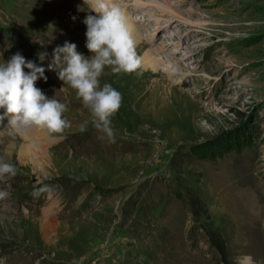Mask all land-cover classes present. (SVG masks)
<instances>
[{"label": "rangeland", "instance_id": "374dc122", "mask_svg": "<svg viewBox=\"0 0 264 264\" xmlns=\"http://www.w3.org/2000/svg\"><path fill=\"white\" fill-rule=\"evenodd\" d=\"M120 3L145 62L102 77L123 94L109 139L47 67L65 41L92 55L85 0H0V62L45 67L36 86L71 122L0 121V156L20 170L0 180V264H264V0Z\"/></svg>", "mask_w": 264, "mask_h": 264}, {"label": "clouds", "instance_id": "9594fccd", "mask_svg": "<svg viewBox=\"0 0 264 264\" xmlns=\"http://www.w3.org/2000/svg\"><path fill=\"white\" fill-rule=\"evenodd\" d=\"M90 13L83 21L87 26L86 56L77 45L65 41L52 53L48 70L58 69V78L75 90L76 97L87 108L92 124L103 135L114 138V118L122 107L123 94L111 83H102L106 69L112 74L138 73L141 58L137 44L120 0H85ZM47 52L38 53L41 64ZM28 69V71H25ZM45 67L16 52L0 62V121L7 120L14 128L46 129L50 134L62 135L71 128L65 103L48 97L37 87L40 79L47 81ZM80 131H86V124ZM19 169L5 156H0V180L11 179ZM45 189H36L39 195ZM0 191V199L8 196Z\"/></svg>", "mask_w": 264, "mask_h": 264}, {"label": "bare ground", "instance_id": "6f19581e", "mask_svg": "<svg viewBox=\"0 0 264 264\" xmlns=\"http://www.w3.org/2000/svg\"><path fill=\"white\" fill-rule=\"evenodd\" d=\"M121 6L124 8L125 3H121ZM124 10H125V8H124ZM125 12H126V15H127V18H128L129 25H130V27L132 29V35H133V38L136 41V44H138L139 42L144 41L145 40V36L143 35V32L141 30V27L138 26V25H136V24H133L132 20L129 19V16H130L129 13L126 10H125ZM176 15H173V16H176ZM147 39L150 40V38H147ZM148 51H150V50H148ZM145 57H147V55ZM158 58H160V59H157V57L155 59L156 60H161L162 62L165 61V60H167V59H168V61H170V62L172 61L173 62V59H174L173 56H171V55L169 56V55H165V54L162 55V58L161 57H158ZM143 60H142V62H145ZM161 61H158L157 63H159V62L161 63ZM177 64H178V66H182L183 67V63L182 62L179 61V63H177ZM160 66H161V64H160ZM162 66H163V64H162Z\"/></svg>", "mask_w": 264, "mask_h": 264}]
</instances>
